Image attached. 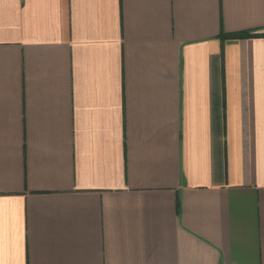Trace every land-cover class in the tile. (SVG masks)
<instances>
[{
    "label": "crops",
    "instance_id": "obj_1",
    "mask_svg": "<svg viewBox=\"0 0 264 264\" xmlns=\"http://www.w3.org/2000/svg\"><path fill=\"white\" fill-rule=\"evenodd\" d=\"M0 264H264V0H0Z\"/></svg>",
    "mask_w": 264,
    "mask_h": 264
},
{
    "label": "trees",
    "instance_id": "obj_2",
    "mask_svg": "<svg viewBox=\"0 0 264 264\" xmlns=\"http://www.w3.org/2000/svg\"><path fill=\"white\" fill-rule=\"evenodd\" d=\"M224 35V33H222ZM253 34L251 33H241V34H227V35H224L226 37H229V38H240V37H247V36H251Z\"/></svg>",
    "mask_w": 264,
    "mask_h": 264
}]
</instances>
